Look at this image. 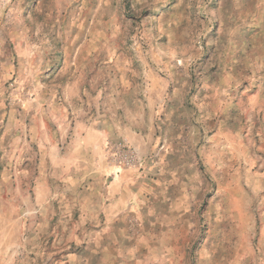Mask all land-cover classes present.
<instances>
[{
    "label": "rangeland",
    "instance_id": "1",
    "mask_svg": "<svg viewBox=\"0 0 264 264\" xmlns=\"http://www.w3.org/2000/svg\"><path fill=\"white\" fill-rule=\"evenodd\" d=\"M62 116L152 185L109 236L39 185ZM0 264H264V0H0Z\"/></svg>",
    "mask_w": 264,
    "mask_h": 264
},
{
    "label": "crops",
    "instance_id": "2",
    "mask_svg": "<svg viewBox=\"0 0 264 264\" xmlns=\"http://www.w3.org/2000/svg\"><path fill=\"white\" fill-rule=\"evenodd\" d=\"M42 123L45 131H41L40 121L39 125L26 124L31 138L34 136L31 132L37 129L36 136L45 149L44 172L38 180L39 185H45L53 177L56 178L61 183L62 190L75 191L71 195L72 204L83 192V202L81 198L77 205H82L86 211L79 213L75 220L102 223L97 230L104 236H109L111 231H119V223L126 221L129 216H135L129 212L136 209L137 199L142 198L145 193L153 192L152 185L146 184L147 179L140 177L136 169L123 168L109 159V144L113 141L109 142L111 135L104 129L88 126L75 119L65 120L64 116L52 130H48L50 127L45 121ZM120 134L141 156L151 148L149 140L132 130H123ZM21 150L23 152L25 146ZM49 150L53 151V155H48ZM48 159L53 164V173L47 167ZM105 178H110L109 182L106 183ZM142 213L140 211L139 216ZM37 218L46 221L49 216L42 214Z\"/></svg>",
    "mask_w": 264,
    "mask_h": 264
},
{
    "label": "built area",
    "instance_id": "3",
    "mask_svg": "<svg viewBox=\"0 0 264 264\" xmlns=\"http://www.w3.org/2000/svg\"><path fill=\"white\" fill-rule=\"evenodd\" d=\"M110 158L115 163L128 168H136L141 164V159L137 157L135 150L121 143L112 148Z\"/></svg>",
    "mask_w": 264,
    "mask_h": 264
}]
</instances>
